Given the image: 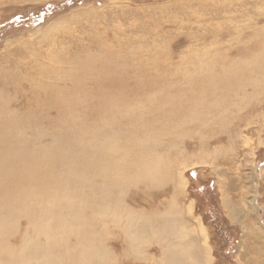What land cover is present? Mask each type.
Listing matches in <instances>:
<instances>
[{"label":"rangeland","instance_id":"rangeland-1","mask_svg":"<svg viewBox=\"0 0 264 264\" xmlns=\"http://www.w3.org/2000/svg\"><path fill=\"white\" fill-rule=\"evenodd\" d=\"M255 58L264 59V0H0V107L24 120L37 145L53 141L58 122L72 124L68 106L76 123L96 122L90 111L105 78L150 117L152 105L166 106L159 99L199 94L198 82L211 72L245 70L243 88L208 89L210 106L196 121L160 135L155 149L171 161L167 180L122 187L120 202L147 234L127 238L125 216L121 227L99 224L107 264H166L160 225L176 217L168 212L174 202L192 232L183 241L196 239L207 252L201 264H264V78ZM79 60L91 61L86 77ZM157 120L160 130L167 120ZM27 224L17 223L11 245L34 238Z\"/></svg>","mask_w":264,"mask_h":264},{"label":"bare ground","instance_id":"bare-ground-1","mask_svg":"<svg viewBox=\"0 0 264 264\" xmlns=\"http://www.w3.org/2000/svg\"><path fill=\"white\" fill-rule=\"evenodd\" d=\"M90 62L77 63L78 67L86 68L84 77L89 73ZM253 64L262 76L249 78L248 82L255 84L258 78H264V59L255 58ZM246 79L241 67L220 75L211 72L202 83L198 82L199 94L193 91L183 96L179 92L186 102L183 99L180 103L182 98L177 101L174 96L159 99L158 104L166 106L158 109L159 105L157 108L152 105L148 110L155 113L154 118L153 114L144 117L136 105V110L132 109L131 95L120 92L117 81L105 78L106 87H100L98 102L94 110L90 109V113L100 116L95 124L85 119L76 123L74 110L68 106L64 114L71 117L72 124L58 122L53 141L45 145H37V134L28 139L24 120L0 107V263L61 264L66 259L76 264H107L110 249L104 241L106 230H97L99 224L111 221L120 226L125 216L122 231L127 238L134 240L147 234L142 227H134L136 211L123 206L120 200L124 185L138 181L155 185L169 177L171 161L155 149L160 135H170L186 122L196 121L201 109L210 106L205 101L208 89L222 85L234 93L243 88ZM120 119L125 123H118ZM156 119L167 123L163 122L157 130ZM171 210L176 217L160 225L166 233L162 237L167 250L162 254L166 264H201L202 255L207 252L196 239L183 241V236L191 231L177 217L180 209L175 202L168 212ZM21 219L28 222L35 236L16 248L8 238Z\"/></svg>","mask_w":264,"mask_h":264}]
</instances>
